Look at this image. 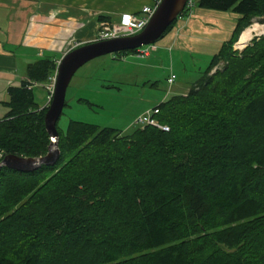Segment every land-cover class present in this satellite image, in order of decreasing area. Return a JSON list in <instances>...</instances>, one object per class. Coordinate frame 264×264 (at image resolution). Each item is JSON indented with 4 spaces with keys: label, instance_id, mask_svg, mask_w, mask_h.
<instances>
[{
    "label": "trees",
    "instance_id": "obj_1",
    "mask_svg": "<svg viewBox=\"0 0 264 264\" xmlns=\"http://www.w3.org/2000/svg\"><path fill=\"white\" fill-rule=\"evenodd\" d=\"M195 8L238 18L191 89L154 106L167 132L70 121L56 165L1 169L0 264H264V38L232 50L264 0H197L179 18ZM57 65L30 63L7 88L0 161L47 153L31 86Z\"/></svg>",
    "mask_w": 264,
    "mask_h": 264
},
{
    "label": "rangeland",
    "instance_id": "obj_2",
    "mask_svg": "<svg viewBox=\"0 0 264 264\" xmlns=\"http://www.w3.org/2000/svg\"><path fill=\"white\" fill-rule=\"evenodd\" d=\"M196 1L194 0L195 3ZM123 5L132 10L140 6L132 0ZM221 14L226 19L223 21L219 38H227L233 13L221 12ZM112 21L116 19H107L98 23L94 39L90 42H98L97 35L101 25ZM253 25L264 26V19L252 18L245 30ZM166 37L153 44L156 49L151 52L152 57L149 59H138L132 52L126 55L115 53L95 58L78 69L66 90V106L57 122L58 130L64 133L69 122L74 121L99 128L115 129L122 135H129L134 129L140 128L134 125V122L146 110L152 109L174 95H185L206 70L212 56L210 57V54L203 51L200 46L192 49L171 46L168 50H163L160 44ZM262 38L264 34L254 36L251 40ZM252 41L242 43L239 39L232 46V50L236 55H240ZM238 42L245 46L239 49ZM147 47L148 45L140 49ZM223 66L224 62H220L210 74L222 70ZM171 74L175 75V80L174 84L169 85L167 79ZM53 77L54 74L49 78ZM49 78L45 83L33 86L35 102L41 108H48L50 104V94L44 87L49 82ZM2 101H0V119L7 111Z\"/></svg>",
    "mask_w": 264,
    "mask_h": 264
},
{
    "label": "crops",
    "instance_id": "obj_3",
    "mask_svg": "<svg viewBox=\"0 0 264 264\" xmlns=\"http://www.w3.org/2000/svg\"><path fill=\"white\" fill-rule=\"evenodd\" d=\"M132 1L140 6L127 8L123 3L129 0H0L1 103L8 100L7 88L19 86L24 80L28 64L42 59L58 64L74 46L94 39L98 23L137 13L143 6L154 3V0ZM237 18L231 15L228 37L219 38L226 17L221 12L195 8L190 17L179 18L160 48L200 46L211 57L229 39ZM151 57L152 53L146 59Z\"/></svg>",
    "mask_w": 264,
    "mask_h": 264
},
{
    "label": "water",
    "instance_id": "obj_4",
    "mask_svg": "<svg viewBox=\"0 0 264 264\" xmlns=\"http://www.w3.org/2000/svg\"><path fill=\"white\" fill-rule=\"evenodd\" d=\"M186 2L187 0H159L146 27L140 33L130 37L90 42L65 53L58 62L53 94L44 115V127L50 138L47 153L38 158L6 155L0 161V171L6 168L19 173H32L42 166L56 165L60 155L57 122L64 107L67 87L77 70L95 58L156 43L167 28L179 18Z\"/></svg>",
    "mask_w": 264,
    "mask_h": 264
},
{
    "label": "built area",
    "instance_id": "obj_5",
    "mask_svg": "<svg viewBox=\"0 0 264 264\" xmlns=\"http://www.w3.org/2000/svg\"><path fill=\"white\" fill-rule=\"evenodd\" d=\"M159 0H155L154 3L150 6H143L139 13H130L120 15V17L116 21H112L109 24H102L100 27V31L97 35V41L110 40L120 37H130L140 33L147 25L151 15L153 14ZM194 7L193 0H187L185 8L192 9ZM184 8V9H185ZM264 34V33H263ZM262 34V35H263ZM78 46V45H76ZM141 48V47H140ZM140 48L135 49V55L138 59L147 58L152 51L156 49V46L148 45L147 48L141 50ZM56 73L53 78H49V82L44 86L45 89L50 94V98L53 94L54 83H55ZM175 80V75L171 74L167 79V83L172 85ZM36 85V84H32ZM31 86V87H32ZM159 114L158 108H152L146 110L140 116H138L134 122V125H137L140 128L143 127H153L163 132H167L169 128L161 123L157 115Z\"/></svg>",
    "mask_w": 264,
    "mask_h": 264
},
{
    "label": "bare ground",
    "instance_id": "obj_6",
    "mask_svg": "<svg viewBox=\"0 0 264 264\" xmlns=\"http://www.w3.org/2000/svg\"><path fill=\"white\" fill-rule=\"evenodd\" d=\"M264 33V26L253 25L250 28H247L241 33L239 38L242 43H248L254 36L262 35ZM239 41V40H238Z\"/></svg>",
    "mask_w": 264,
    "mask_h": 264
}]
</instances>
